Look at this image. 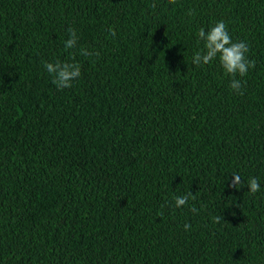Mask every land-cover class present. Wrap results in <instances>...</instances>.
<instances>
[{
	"label": "trees",
	"instance_id": "obj_1",
	"mask_svg": "<svg viewBox=\"0 0 264 264\" xmlns=\"http://www.w3.org/2000/svg\"><path fill=\"white\" fill-rule=\"evenodd\" d=\"M221 20L240 92L192 63ZM0 264H264V0H0Z\"/></svg>",
	"mask_w": 264,
	"mask_h": 264
},
{
	"label": "clouds",
	"instance_id": "obj_2",
	"mask_svg": "<svg viewBox=\"0 0 264 264\" xmlns=\"http://www.w3.org/2000/svg\"><path fill=\"white\" fill-rule=\"evenodd\" d=\"M171 3H175V0H170ZM152 4V7H155ZM189 15H193L194 11L189 10ZM109 32L113 37H115L116 32L114 29H109ZM69 38L64 42L65 49H74L78 43L77 31L74 28L68 29ZM199 40L204 42V46L200 51H197L194 56L192 63L198 66L208 65L215 59L219 58L220 65L224 72L232 77L230 82V88L234 92H240L242 88V81L237 79V76L244 77L247 75L250 68L255 67V61L248 58L247 53L249 52V47L246 42L238 41L233 42L231 36L229 35V30L224 21L216 22L207 31L201 27L197 33ZM82 56H92L99 55L98 52L93 53L87 49L81 48L79 50ZM44 68L53 77L52 83L60 90L65 88H71L73 81H75L81 75V65L79 62L73 59L71 61L62 62L59 59L54 62H45ZM242 94V93H241ZM234 174L232 180V187H238L244 181L241 180V176ZM249 191L252 194L260 191L259 180L255 177L249 179L247 184ZM195 200V195L190 191L182 196H174L173 201L176 208L184 207L188 204L189 198ZM190 211L197 213L198 210L193 205ZM222 219L221 215L215 217V222L219 223ZM190 224H185V230L190 229Z\"/></svg>",
	"mask_w": 264,
	"mask_h": 264
}]
</instances>
